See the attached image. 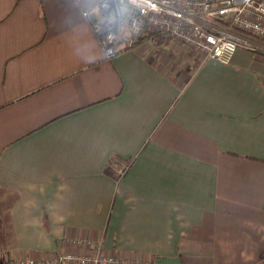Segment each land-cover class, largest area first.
Masks as SVG:
<instances>
[{"label":"crops","instance_id":"obj_1","mask_svg":"<svg viewBox=\"0 0 264 264\" xmlns=\"http://www.w3.org/2000/svg\"><path fill=\"white\" fill-rule=\"evenodd\" d=\"M131 15L0 0V264H264V42L221 64Z\"/></svg>","mask_w":264,"mask_h":264},{"label":"built area","instance_id":"obj_2","mask_svg":"<svg viewBox=\"0 0 264 264\" xmlns=\"http://www.w3.org/2000/svg\"><path fill=\"white\" fill-rule=\"evenodd\" d=\"M132 10L131 34L160 32L199 50L206 60L229 64L238 50L257 48L253 37L264 42V0H120ZM117 36L103 39L107 57L116 54ZM120 264L115 256L65 254L56 260L20 259L13 264ZM145 264H152L147 262Z\"/></svg>","mask_w":264,"mask_h":264},{"label":"rangeland","instance_id":"obj_3","mask_svg":"<svg viewBox=\"0 0 264 264\" xmlns=\"http://www.w3.org/2000/svg\"><path fill=\"white\" fill-rule=\"evenodd\" d=\"M125 34H126L128 37L131 36L130 31H129L128 28H125ZM247 38H249V39H251V40L253 41V39H252L251 37L248 36ZM190 47H191V46H190ZM191 48H192V50H193L195 53H197L199 56H201L202 58L204 57V55H203L199 50L195 49L194 47H191Z\"/></svg>","mask_w":264,"mask_h":264},{"label":"trees","instance_id":"obj_4","mask_svg":"<svg viewBox=\"0 0 264 264\" xmlns=\"http://www.w3.org/2000/svg\"><path fill=\"white\" fill-rule=\"evenodd\" d=\"M155 33H157V32H154L153 34H155ZM158 33H160V32H158ZM144 37V36H143ZM116 45H118L117 43H116ZM119 50L117 49V52H118ZM116 52V53H117ZM120 160L118 159V158H113L112 160H111V162L109 163V165H108V167H107V170H110L111 172H113L112 171V166H114L116 163H118ZM118 176V175H117Z\"/></svg>","mask_w":264,"mask_h":264}]
</instances>
